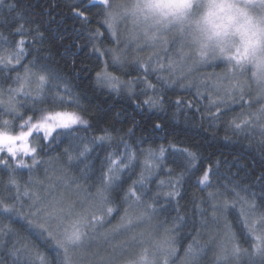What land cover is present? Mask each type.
I'll use <instances>...</instances> for the list:
<instances>
[{
    "label": "snow or ice",
    "instance_id": "6c2138e0",
    "mask_svg": "<svg viewBox=\"0 0 264 264\" xmlns=\"http://www.w3.org/2000/svg\"><path fill=\"white\" fill-rule=\"evenodd\" d=\"M154 4L120 11L113 0H0V264H202L209 251L208 264H264V106L244 111L252 98L233 71L250 61V41L227 54L226 77L182 83L210 66L212 38L191 18L193 0H168L159 15ZM129 15L148 26L121 34ZM173 24L181 35L196 26L198 62L187 64L183 41L162 35ZM224 41L215 42L221 54ZM159 44L164 56L137 55ZM257 67L264 99V60ZM81 75L141 120L117 129V112L99 126L75 83ZM192 87L195 102L182 94ZM197 119L210 134L204 143L182 139ZM145 121L164 143L136 136ZM221 127V147L259 157V173L239 153L205 154ZM189 187L199 195L186 196Z\"/></svg>",
    "mask_w": 264,
    "mask_h": 264
},
{
    "label": "trees",
    "instance_id": "16d2710c",
    "mask_svg": "<svg viewBox=\"0 0 264 264\" xmlns=\"http://www.w3.org/2000/svg\"><path fill=\"white\" fill-rule=\"evenodd\" d=\"M29 0H25V3L27 4ZM30 2L35 5L38 2H41V0H30ZM132 4V0H113V8L123 11L124 9L130 10ZM60 11V10H58ZM64 11H67L66 9ZM33 19H37L38 16L32 17ZM119 31L123 35H128L129 32L131 31V28L128 24V17H124L118 25ZM133 30V29H132ZM67 43V41H65ZM164 48V46H156V49L154 48H145L144 51L137 53V55L141 56L143 59H147L153 52H160V55L162 56L164 53L160 51V49ZM59 51L62 53L63 49H59ZM57 60H60V57H56ZM79 59L84 60V57L81 56ZM85 64H88L87 60H84ZM214 65V66H213ZM210 66V71L216 70L220 67V69H225L226 65L224 63H218V64H213ZM63 61L61 60V67H63ZM69 67H71V60L69 59ZM81 67L80 64L77 65V69ZM22 71V70H21ZM215 71V72H216ZM73 74H75V70H73ZM168 73H165L167 75ZM194 75L188 76V79L182 80V83L187 84L189 80L195 81L196 83L197 80L194 79ZM244 77L246 78L244 81V89L247 95H245V100L249 99V96L252 98L250 103L251 107L249 108L248 105H245L244 111H251L255 112L257 109L261 107V102L262 99L259 96L261 93V89L257 86V81H255L252 76L250 75V72L246 71ZM91 78L90 77H85L84 75L79 76V78L75 81V83L79 84L80 91L83 93L85 97V101L89 105L90 109L92 110V116L91 118L95 123H97L99 126L104 127L106 126L107 123L113 122V117H115L116 113H120L119 119L115 121V127L117 129L119 128H128L132 127V119L135 118L136 120H141V115H138L136 111L134 110L133 106L129 104L125 100H121L119 98L109 97L107 94V89L106 88H100V87H93L91 84ZM203 90V89H202ZM196 89L195 87H192L190 91L182 93L186 101H192L195 102L197 99L196 96ZM173 99L176 97L173 96ZM237 112L241 111L240 108L236 109ZM236 113H230L228 117H224L223 119L227 120L230 119L232 116H234ZM199 120L197 119L195 121V126L189 127L186 131L185 136H182V139L185 137L189 139L191 142L194 143H204L206 139H210V134L204 133L202 130H200L199 127ZM142 128L144 129L143 131L141 128H136V136L140 137L143 136L146 141L151 142L152 139H155V145H159L164 143L159 137H151L150 133L152 132V129L150 125L145 121L142 124ZM225 135L224 128L221 127V130L219 132L218 137L215 140H210L209 144H205V154L207 155L208 153L212 152L214 149L223 151L224 155L231 161L235 158H238V153L241 157H244L240 159V163L243 164L245 160L247 161V164L255 168L257 170V173L260 171V160L259 157L256 159H253L251 156H244L242 152L237 148L236 150H233L232 147H221L223 141L222 137ZM230 135V133H229ZM149 145L148 143H145L143 145L144 148H147ZM143 159V158H142ZM164 177H160V179H163ZM24 179H27V174L25 173ZM193 192H196L197 195H199L198 191L194 187H189L186 193V196L190 197ZM181 204L186 203V201L182 200L180 202ZM160 232L163 230L160 229ZM204 234L202 235L201 238L197 240V243L199 244H205L208 239V230H203ZM214 258V254L212 251H209L208 256L204 261H202V264H208V261L212 260Z\"/></svg>",
    "mask_w": 264,
    "mask_h": 264
},
{
    "label": "rangeland",
    "instance_id": "374dc122",
    "mask_svg": "<svg viewBox=\"0 0 264 264\" xmlns=\"http://www.w3.org/2000/svg\"><path fill=\"white\" fill-rule=\"evenodd\" d=\"M138 0H132V4L130 10L135 6ZM200 3L201 0H193V6L191 9V18L196 19L200 15ZM239 6L242 7L252 18L255 20L264 19V0H239ZM128 17V24L132 29L135 28L137 32H141L145 27H147V23L141 22L139 24L136 23V20L131 15ZM196 26L192 24H185L183 29V34L180 33L179 25L173 24L169 25L167 29L163 30L162 35L166 37L170 42L173 40H182L183 41V51L186 54V63L192 64L196 63L199 60V50L197 40L200 38V33L195 30ZM253 39L250 41V47L248 56L250 57V61L245 63L242 68H233V71L236 73L235 79L238 80L242 85H244L245 81V73L246 71L250 72L252 78L257 81L256 75L260 71L258 69L257 64L259 61L264 60V33H260L255 28L251 29L250 32ZM160 46H164L163 44H159ZM157 45V46H159ZM239 45L238 41L235 39H225L223 43V47H225L226 52L224 54L219 53V49L215 46V43L212 44L208 50L209 57V65L224 63L226 65L225 69H218L210 71V66H203L199 69V71H193L190 75H194V79L199 83L203 78L207 82V78L210 74H215L211 77L212 80H216L217 77H226L229 74V69L232 68V65L229 64L226 59L227 54L234 53L235 48ZM178 47V44L172 43L171 48L169 49V55H172L174 49ZM159 48H154V50ZM162 50V51H161ZM160 51L162 53L163 49L161 47ZM159 53L160 52H156ZM161 56V55H160ZM164 56V54L162 55ZM215 57V59H212ZM214 66V65H213ZM216 71V72H215ZM176 76H179V71H177ZM175 78V77H174ZM229 81L225 78L223 79V83L227 84ZM262 93H260L261 95ZM262 99V98H261ZM264 106V99H262L261 107Z\"/></svg>",
    "mask_w": 264,
    "mask_h": 264
},
{
    "label": "clouds",
    "instance_id": "9594fccd",
    "mask_svg": "<svg viewBox=\"0 0 264 264\" xmlns=\"http://www.w3.org/2000/svg\"><path fill=\"white\" fill-rule=\"evenodd\" d=\"M167 4L168 0H158V8L154 4L153 11L157 15L167 12ZM200 8L196 20L203 32L212 38V44L221 36L224 39H235L239 44L241 41H251L253 37L250 32L253 28L264 33V19L252 18L239 6V0H201Z\"/></svg>",
    "mask_w": 264,
    "mask_h": 264
}]
</instances>
